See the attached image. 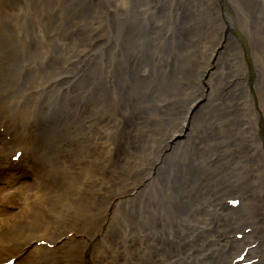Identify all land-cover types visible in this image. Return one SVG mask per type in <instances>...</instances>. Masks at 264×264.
<instances>
[{"label": "bare ground", "instance_id": "obj_1", "mask_svg": "<svg viewBox=\"0 0 264 264\" xmlns=\"http://www.w3.org/2000/svg\"><path fill=\"white\" fill-rule=\"evenodd\" d=\"M199 1L0 0V263L264 264V77Z\"/></svg>", "mask_w": 264, "mask_h": 264}, {"label": "rangeland", "instance_id": "obj_2", "mask_svg": "<svg viewBox=\"0 0 264 264\" xmlns=\"http://www.w3.org/2000/svg\"><path fill=\"white\" fill-rule=\"evenodd\" d=\"M221 1V11L222 14H224V23L226 26V23L228 26L231 28L233 34L236 36L238 43L242 45L246 57V63L248 64V75L246 77V81L241 84L240 87L248 88L253 92V100L258 104L259 103V96L257 93V82H259V76L264 77V18H263V23H257V25L261 28L258 31H260V34L257 38L258 44H256V48L258 46V51H256V48H253L252 44V37L251 34L248 31H244L245 29L243 28V25L238 21V12L236 11L235 5L232 3L231 0H220ZM200 2V1H199ZM230 18L233 19V23L230 21ZM224 29V30H222ZM214 33L219 36L218 44L221 42L222 48H227L225 43L226 40L228 39L227 31L225 30V27H220L218 26V22L215 25L214 28ZM262 31V32H261ZM257 37V34H255ZM216 37V36H215ZM210 37H207L209 39ZM212 38V37H211ZM202 49L201 53H202ZM258 52V53H257ZM200 55V54H199ZM215 54H212V51L210 48H207V50L204 51V56L209 60L211 57H214ZM228 55V51L226 53ZM200 56H203L201 54ZM226 57V56H225ZM199 63V62H198ZM200 63H202V60H200ZM208 63V62H207ZM206 63V65H207ZM202 71V78L201 83L205 84V86L210 87V83L208 84V73L207 71ZM237 81V77H233L231 81V85L234 84ZM229 84V85H230ZM263 88V87H262ZM201 93V92H200ZM261 115V114H260ZM260 126V131H261V136L264 138V115H261L259 125ZM88 260V255L86 257V260Z\"/></svg>", "mask_w": 264, "mask_h": 264}]
</instances>
